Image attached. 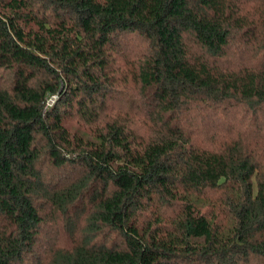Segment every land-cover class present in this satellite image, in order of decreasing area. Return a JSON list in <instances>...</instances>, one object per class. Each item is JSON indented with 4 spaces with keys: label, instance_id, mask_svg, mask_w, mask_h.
<instances>
[{
    "label": "trees",
    "instance_id": "16d2710c",
    "mask_svg": "<svg viewBox=\"0 0 264 264\" xmlns=\"http://www.w3.org/2000/svg\"><path fill=\"white\" fill-rule=\"evenodd\" d=\"M0 264H264V0H0Z\"/></svg>",
    "mask_w": 264,
    "mask_h": 264
},
{
    "label": "built area",
    "instance_id": "2783aa9c",
    "mask_svg": "<svg viewBox=\"0 0 264 264\" xmlns=\"http://www.w3.org/2000/svg\"><path fill=\"white\" fill-rule=\"evenodd\" d=\"M55 96L51 97L50 100L48 101V104H51L55 100Z\"/></svg>",
    "mask_w": 264,
    "mask_h": 264
}]
</instances>
